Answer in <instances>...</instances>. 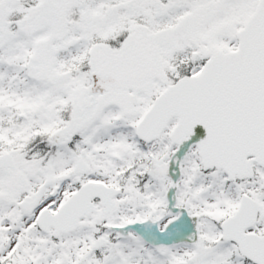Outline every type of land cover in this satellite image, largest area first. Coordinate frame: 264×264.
Segmentation results:
<instances>
[{"label":"snow or ice","instance_id":"obj_1","mask_svg":"<svg viewBox=\"0 0 264 264\" xmlns=\"http://www.w3.org/2000/svg\"><path fill=\"white\" fill-rule=\"evenodd\" d=\"M0 264H264V0H0Z\"/></svg>","mask_w":264,"mask_h":264}]
</instances>
